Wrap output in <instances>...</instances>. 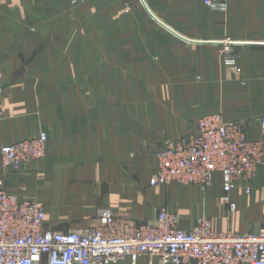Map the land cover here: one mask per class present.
Returning a JSON list of instances; mask_svg holds the SVG:
<instances>
[{"label":"crops","instance_id":"crops-1","mask_svg":"<svg viewBox=\"0 0 264 264\" xmlns=\"http://www.w3.org/2000/svg\"><path fill=\"white\" fill-rule=\"evenodd\" d=\"M78 9L81 24L133 31L97 38L90 54L85 31L39 53V37L21 53L0 49V187L38 201L55 231L96 226L103 208L137 223L154 224L167 208L185 228L203 215L220 231L263 227L264 162L251 182L237 180L231 212L219 202V172L205 191L150 179L157 148L193 132L206 114L221 112L264 138V0H230L227 11L204 0H85ZM226 43L239 52L240 82L224 62ZM42 131L44 156L3 173L1 149Z\"/></svg>","mask_w":264,"mask_h":264},{"label":"built area","instance_id":"built-area-1","mask_svg":"<svg viewBox=\"0 0 264 264\" xmlns=\"http://www.w3.org/2000/svg\"><path fill=\"white\" fill-rule=\"evenodd\" d=\"M230 0H204L214 11H227ZM223 57L239 77V52L226 43ZM2 89H0V97ZM264 135V116L259 118ZM47 133L22 139L1 149L2 171L20 169L46 152ZM157 166L150 185H199L207 190L221 173L220 204L234 211L231 192L242 179L251 182L264 162V138L252 136L245 123L226 121L221 112L206 114L197 128L156 150ZM250 192V188H246ZM45 210L36 200L0 187V264H264V225L258 231L217 230L213 220L199 217L192 228L179 215L161 208L156 223L121 220L113 211H99L98 225L55 231L45 227Z\"/></svg>","mask_w":264,"mask_h":264},{"label":"rangeland","instance_id":"rangeland-1","mask_svg":"<svg viewBox=\"0 0 264 264\" xmlns=\"http://www.w3.org/2000/svg\"><path fill=\"white\" fill-rule=\"evenodd\" d=\"M84 2L85 0H0V49L8 48L21 53L24 44L29 42L26 39L39 37L42 40L36 50L39 53L45 42L55 45L59 42L66 45L69 43L70 46L74 40L78 42V37H82L85 31L87 52L90 54L95 52L97 38L127 36L133 31L128 29L129 24H81L78 8ZM45 38L52 40H43ZM236 79L241 81L239 77ZM262 116L264 115L260 117ZM193 209L199 210V206L194 205Z\"/></svg>","mask_w":264,"mask_h":264}]
</instances>
